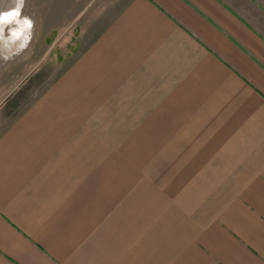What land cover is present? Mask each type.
Listing matches in <instances>:
<instances>
[{"label":"crops","instance_id":"0c3cea01","mask_svg":"<svg viewBox=\"0 0 264 264\" xmlns=\"http://www.w3.org/2000/svg\"><path fill=\"white\" fill-rule=\"evenodd\" d=\"M100 1L0 128V264H264V29L227 0Z\"/></svg>","mask_w":264,"mask_h":264},{"label":"rangeland","instance_id":"374dc122","mask_svg":"<svg viewBox=\"0 0 264 264\" xmlns=\"http://www.w3.org/2000/svg\"><path fill=\"white\" fill-rule=\"evenodd\" d=\"M17 14L4 22L0 38V81L14 84L26 75L6 110L0 128L30 104L86 44V19L100 0H18ZM254 25L264 29V0H227ZM103 20L114 14L118 0H102ZM113 9L111 12H107ZM113 12V13H112ZM88 29V27H87ZM99 26L94 28V31ZM10 41V42H9ZM8 48L11 50L8 51ZM10 64V77L2 67ZM14 69V70H13Z\"/></svg>","mask_w":264,"mask_h":264},{"label":"bare ground","instance_id":"6f19581e","mask_svg":"<svg viewBox=\"0 0 264 264\" xmlns=\"http://www.w3.org/2000/svg\"><path fill=\"white\" fill-rule=\"evenodd\" d=\"M19 4L18 0H0V33L4 22L17 14Z\"/></svg>","mask_w":264,"mask_h":264}]
</instances>
